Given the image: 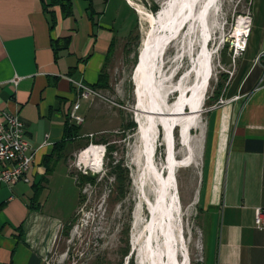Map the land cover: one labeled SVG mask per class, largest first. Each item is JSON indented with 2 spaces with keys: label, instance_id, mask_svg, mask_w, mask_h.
Here are the masks:
<instances>
[{
  "label": "crops",
  "instance_id": "0c3cea01",
  "mask_svg": "<svg viewBox=\"0 0 264 264\" xmlns=\"http://www.w3.org/2000/svg\"><path fill=\"white\" fill-rule=\"evenodd\" d=\"M43 2L48 0H0V123L3 111L16 113L33 151L29 182L0 187V264H44L70 217L44 206L65 183L78 191L70 158L83 148L86 133L68 117L76 100L73 82L90 86L104 72L109 84L111 59L134 17L123 0H72L68 17L58 6L47 8L55 19L50 30ZM248 8L244 49L235 54L232 73L224 72L222 103L207 111L203 196L211 211L205 264H264V230L254 226L255 209L264 207V0H249ZM252 29L257 37L246 59ZM62 38L66 44L52 45ZM66 120L77 126L69 139ZM62 140L65 146L54 153L42 181V160Z\"/></svg>",
  "mask_w": 264,
  "mask_h": 264
},
{
  "label": "rangeland",
  "instance_id": "374dc122",
  "mask_svg": "<svg viewBox=\"0 0 264 264\" xmlns=\"http://www.w3.org/2000/svg\"><path fill=\"white\" fill-rule=\"evenodd\" d=\"M123 1L129 5L127 0ZM132 1L148 13L154 14L165 0ZM129 6L134 17L111 59L108 88L101 92L94 89L98 95L82 101L83 122L78 124L81 132L86 133L85 141L80 144V147H83L81 150L91 144L102 145L104 148L102 165L100 169L94 171L80 164L77 157L81 150L71 156L70 174L74 175V179L77 180L79 174H87L96 176V181L94 184H82L76 194L67 183L63 184L62 188L52 190L53 195L44 209L59 214L62 219L71 215L61 223L44 264H131V261L132 264H148L145 230V224L149 219L147 201H152L154 197L152 181L143 170L142 157L140 158L138 126L134 117L135 88L132 81L133 68L148 23L141 19L132 5ZM248 7L249 0H216L210 7L208 19L213 31L208 48L212 53V73L202 110L196 124L190 130L191 150L182 144L178 136L179 129L175 127L173 130L175 157L182 159L190 156L189 166L179 167L175 171L180 207L179 213L175 215V223L183 231L181 233L183 237L177 236L175 247L179 260L183 251L188 254V264H205L211 211L204 203L203 196L209 146V132L206 130L207 111L216 105L217 100H214L213 92L217 84L224 85V79L229 76V72L232 73L234 64L238 61L234 58L235 54L243 51L237 49L235 27L240 16H247ZM182 37L168 45L163 57L164 72L167 73L174 67L171 68L174 71L171 84L177 83L182 72L190 67V58L197 50V34L193 36V41L197 40L195 44L192 43L190 54L189 40L184 34ZM256 37V30L252 29L248 38V48L244 53L246 59L252 55V44ZM182 51L184 56L179 58L178 53ZM191 78L192 76L186 79V82H190ZM174 98L175 94L168 95L167 102H172ZM217 102L222 103L220 100ZM132 123L134 126H131ZM158 130L154 160L156 165L161 167L165 147L162 143V130L161 128ZM103 141L115 146L111 159L105 157L106 147L101 143ZM110 160L112 164L122 162L129 170L128 191L123 199L116 197L114 178L108 174ZM123 250H126V253H123Z\"/></svg>",
  "mask_w": 264,
  "mask_h": 264
},
{
  "label": "bare ground",
  "instance_id": "6f19581e",
  "mask_svg": "<svg viewBox=\"0 0 264 264\" xmlns=\"http://www.w3.org/2000/svg\"><path fill=\"white\" fill-rule=\"evenodd\" d=\"M215 1L165 0L156 13L150 14L137 3L127 0L141 16V19L148 23L139 48V62L136 61L135 69L133 68L132 72L133 87L135 88L134 117L138 126L137 138L140 143V158L142 157L143 170L148 173L152 181L154 197L152 201H147L149 219L145 224V230L147 232L146 256L148 264H188L189 262L188 254L185 251L182 253L181 260L178 259L175 247L177 236L183 237L181 235L183 231L175 223V215L179 213L180 209L175 171L179 167L189 166L190 156L186 155L187 157L182 159L175 157L173 130L175 127L179 129L178 136L182 144L191 150L190 130L196 124L202 110L212 73V53L208 48V42L213 30L209 24L208 14ZM212 25L214 26V24ZM247 33L248 19L240 16L235 27V40L238 48L244 46ZM183 34L189 40V54L193 47L192 43L195 44L198 39L197 50L190 58V67L182 72L177 83L171 84L170 80L172 77L174 78V71L171 68L174 67H171L169 72H164L163 57L168 45L180 39ZM194 34H197L198 38L193 41ZM181 39L183 40V37ZM158 43L159 46L161 45L162 51L159 57H156L160 48H157ZM183 54L184 51L178 53L179 58L184 56ZM190 76H192L190 82H186ZM170 94H175V98L168 103L167 96ZM149 109L163 113H158L159 115L155 116L153 113L146 112ZM189 110L195 111L189 112ZM160 128L163 135L162 143L165 147L164 155L167 154V157L166 161L163 160L161 167H158L154 157L157 131ZM103 153L102 145L91 144L80 151L77 159L80 164L96 171L102 165Z\"/></svg>",
  "mask_w": 264,
  "mask_h": 264
},
{
  "label": "built area",
  "instance_id": "2783aa9c",
  "mask_svg": "<svg viewBox=\"0 0 264 264\" xmlns=\"http://www.w3.org/2000/svg\"><path fill=\"white\" fill-rule=\"evenodd\" d=\"M246 37V36H245ZM240 51L244 49L237 48ZM76 100L69 112V119L76 124L83 122V116L78 114L80 102L98 93L83 84L80 80L74 81ZM33 161V151L26 140L22 122L14 112L3 111L0 123V187L11 186L19 181L29 182L28 172ZM254 226L264 230V207L254 211Z\"/></svg>",
  "mask_w": 264,
  "mask_h": 264
},
{
  "label": "trees",
  "instance_id": "16d2710c",
  "mask_svg": "<svg viewBox=\"0 0 264 264\" xmlns=\"http://www.w3.org/2000/svg\"><path fill=\"white\" fill-rule=\"evenodd\" d=\"M90 1V0H88ZM43 10L45 13H47L50 16L49 19V29H53L54 24H55V19L53 18L52 14H49L47 8L53 7V6H58L61 11V15L63 17H68L72 14V8H73V3L72 0H48V2H43ZM66 44L67 43V38H62L58 39L56 41L52 42V45L59 46L61 44ZM62 44V45H63ZM56 47V48H57ZM55 48V49H56ZM63 48V47H62ZM227 77V76H226ZM226 80V78L224 79ZM95 90L99 89H107L108 88V75L104 72H101L98 75L97 81L90 85ZM221 88L223 86L221 84H217L215 91L213 92V97L214 100H217L220 96L221 93ZM131 126H134V123L131 124ZM77 126L72 123H68V120H66L65 125H64V139H69L70 137H74L76 133ZM74 131V132H73ZM65 140H62L52 147L50 153L46 156H44L42 163L45 166V172L42 176V181L46 180L47 176L51 173L52 168L50 167L51 159L56 151L62 150V148L65 146ZM105 144L106 147V154L105 157L111 159L112 158V152L115 150V146L111 143H108L106 141L101 142ZM109 171L108 174L113 176L115 185H114V191L116 193V197L118 199H123L128 191V185H129V170L127 167L122 165V162L117 161L116 163L112 164V160L109 161L108 163ZM96 181V176H91L87 174H79L77 176L76 180V185L78 188L84 183H89V184H94ZM40 187L38 188V190ZM65 227V226H64ZM123 253H126V250H123ZM132 264V261H131Z\"/></svg>",
  "mask_w": 264,
  "mask_h": 264
},
{
  "label": "water",
  "instance_id": "95a60500",
  "mask_svg": "<svg viewBox=\"0 0 264 264\" xmlns=\"http://www.w3.org/2000/svg\"><path fill=\"white\" fill-rule=\"evenodd\" d=\"M161 46V45H160ZM159 46V43L157 44V48H159L160 47ZM163 48V47H162ZM161 47L159 48V51H158V53H157V56L156 57H159V55H160V53H161ZM137 60H138V62H139V53H138V56H137ZM150 76V75H149ZM151 80V79H150ZM192 111H195V110H189V112H192ZM148 114H152L153 113V115H155V116H157V115H159L158 113H163V112H154V111H151V109H149L148 111H146ZM166 157H167V154H166V156H165V161H166ZM165 168V167H164Z\"/></svg>",
  "mask_w": 264,
  "mask_h": 264
}]
</instances>
